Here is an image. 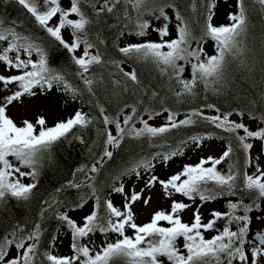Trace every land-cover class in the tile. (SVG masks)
Segmentation results:
<instances>
[{"label":"trees","instance_id":"trees-1","mask_svg":"<svg viewBox=\"0 0 264 264\" xmlns=\"http://www.w3.org/2000/svg\"><path fill=\"white\" fill-rule=\"evenodd\" d=\"M68 1L86 63L47 21L0 0V256L33 238L26 264H246L264 199L248 177L253 135L207 113L264 136V0ZM36 97L65 117L8 115ZM160 118L175 123H150ZM206 142L217 157L160 179ZM144 184L174 206L137 231ZM88 204L80 225L72 215ZM204 204L206 218L177 211Z\"/></svg>","mask_w":264,"mask_h":264},{"label":"rangeland","instance_id":"rangeland-1","mask_svg":"<svg viewBox=\"0 0 264 264\" xmlns=\"http://www.w3.org/2000/svg\"><path fill=\"white\" fill-rule=\"evenodd\" d=\"M58 4V12L54 13L48 20L47 24L55 33L75 52L80 63H86L90 58V52L81 47L73 35L70 33L68 23L74 21V14L71 8V4L68 0H54ZM3 77H7L5 73ZM8 115L15 119H36L43 117L47 120H56L58 118L65 117L66 111L62 110L60 106L51 98H33L31 100L22 101L16 103L8 108ZM215 122L220 125L230 126L239 130H248L253 135L251 149H253L252 158L256 154H260L258 150L263 147L262 142L264 136L261 137V128L257 125L244 122L242 119L226 116L224 114L209 112L207 113ZM150 123L156 128H163L175 123V121L160 118ZM219 154V148L212 142L203 143L199 149L196 150L191 156L184 158L180 164H175L168 170L160 174L161 180H168L174 178L176 175L183 172L190 166H196L203 161L210 158H215ZM249 171V170H248ZM253 173V172H252ZM264 183V181H262ZM261 183V184H262ZM263 185V184H262ZM136 193L139 197L138 205L134 209V227L137 231L146 224L153 215L158 211H164L174 206L172 202H168L163 199L160 195L158 188L149 185H136L134 186ZM184 206V204L182 205ZM179 207L177 211L182 220L188 222L195 217L206 218L208 213L213 210V204H204L198 206L188 205L184 209ZM93 207L88 204L79 214H73L80 225H85L86 221L92 214ZM264 228V199L262 205V212L258 214L250 225V234L248 240H252L253 235ZM33 238L22 242L14 250L7 254L0 256V264H26V256L30 252L32 247ZM250 242V241H249ZM248 243V241H247ZM259 245H248L247 246V261L246 264H264V257L258 258L256 251ZM264 252V251H263Z\"/></svg>","mask_w":264,"mask_h":264},{"label":"flooded vegetation","instance_id":"flooded-vegetation-1","mask_svg":"<svg viewBox=\"0 0 264 264\" xmlns=\"http://www.w3.org/2000/svg\"><path fill=\"white\" fill-rule=\"evenodd\" d=\"M262 145L263 147L258 150L260 154H256L253 158H252L253 149L250 150V159H249L250 166L248 169L249 170L248 177L250 179L257 180V181L258 180L264 181V139H263ZM260 235L264 236V228L261 229L260 233L256 232L253 235L252 240H247L248 245L252 244V245L260 246L258 250L256 251V256L258 258L264 257V252H263L264 251V238H260L261 237Z\"/></svg>","mask_w":264,"mask_h":264},{"label":"water","instance_id":"water-1","mask_svg":"<svg viewBox=\"0 0 264 264\" xmlns=\"http://www.w3.org/2000/svg\"><path fill=\"white\" fill-rule=\"evenodd\" d=\"M23 7L33 18L39 21L48 20L58 11V4L54 0H14ZM260 238L264 236L260 235Z\"/></svg>","mask_w":264,"mask_h":264}]
</instances>
